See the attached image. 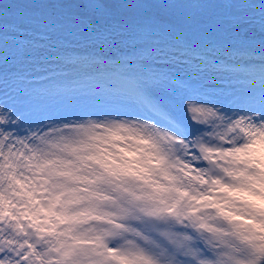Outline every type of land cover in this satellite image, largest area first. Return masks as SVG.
Here are the masks:
<instances>
[{
  "label": "snow or ice",
  "instance_id": "6c2138e0",
  "mask_svg": "<svg viewBox=\"0 0 264 264\" xmlns=\"http://www.w3.org/2000/svg\"><path fill=\"white\" fill-rule=\"evenodd\" d=\"M8 2L91 15L0 7V264H264V0L225 18L191 0ZM108 4L162 5L173 31L237 43L169 48ZM257 24L259 60L245 47ZM125 39L137 43L103 56ZM46 45L43 75L6 71ZM94 63L115 68L25 86Z\"/></svg>",
  "mask_w": 264,
  "mask_h": 264
},
{
  "label": "rangeland",
  "instance_id": "374dc122",
  "mask_svg": "<svg viewBox=\"0 0 264 264\" xmlns=\"http://www.w3.org/2000/svg\"><path fill=\"white\" fill-rule=\"evenodd\" d=\"M0 7H2L5 10V14L11 12L12 10H15L17 8H28V9H44L48 11L50 14H55L56 10L61 9V8H66L71 10V12L74 15H80V16H87L91 15L89 13L88 9L85 5V3H73V4H68V5H61V4H12L9 3L8 0H0ZM105 7L109 9H115L117 10L115 12L116 16H128L129 19H137L140 22L143 23H148L151 25H154V31H153V36L154 38L161 44L165 45L164 42H161V37L162 35V29H170L168 27V22L174 18V13L172 10L163 8L164 6L162 5H144V6H139V5H120V4H108ZM143 7L147 9L143 13H137L134 11L135 9ZM182 7L186 10L192 11V12H197L199 10H211L212 14L225 18L234 12L239 11L240 9L243 8V5L236 3L235 0H218V2L213 3V4H204L197 2V0H191V2L186 3L182 5ZM151 17V19H149ZM171 30V29H170ZM187 36V38L191 41H194L195 43H200V42H205L209 44L216 45L217 47L227 45L229 42L232 44H236L237 41L227 32L224 31H217L211 35L205 36L200 33H193V32H184ZM255 38V41L251 43L250 45H245L246 48L249 49V53L252 51H257L260 48V43H259V36H260V29H259V24H257V29L254 33L250 34ZM56 37H52V41ZM166 39V38H165ZM137 43L134 40H128L125 39L123 45H119L117 47H112L108 48L105 47L104 51L109 52V51H114L116 52L117 49H120L121 47L125 45H132ZM51 56V51L49 50L48 47H43L39 48L35 51H30L25 54V58L23 61L17 63L15 60L9 59V66L6 71L12 72L14 69L19 70L23 72L24 74L28 76H41L44 73H36L34 71V68L36 67L37 64H42L44 67L46 64L39 59L42 57H47ZM254 58L256 56L252 55ZM71 65H65L63 67L68 68ZM73 67V66H72ZM182 71L178 70V67L176 66V73L177 74H184V75H189L193 79L198 78V74L196 73L195 69H190L188 67H180ZM62 67L60 66L59 70H61ZM88 73H84V75H87ZM55 81H47L45 84H40V83H33L29 85H25L26 87H33V88H39V87H46L54 83ZM14 88L12 85V82L9 81V86H8V92L10 94L13 93Z\"/></svg>",
  "mask_w": 264,
  "mask_h": 264
},
{
  "label": "bare ground",
  "instance_id": "6f19581e",
  "mask_svg": "<svg viewBox=\"0 0 264 264\" xmlns=\"http://www.w3.org/2000/svg\"><path fill=\"white\" fill-rule=\"evenodd\" d=\"M88 16V15H87ZM164 35V34H163ZM161 42H164V44L166 45V46H168L169 48H171L172 47V45L170 44V42L167 40V39H165V35L164 36H162L161 37ZM130 45V44H129ZM129 45H125V46H123V47H127V46H129ZM46 47H48L47 45H46ZM252 55H254V56H256L255 57V59H257V60H259V50H257V51H252V52H247L246 53V58H248V57H253ZM48 57V56H47ZM43 58L44 57H42V58H40L39 60L40 61H42V62H44L43 61ZM46 65L44 66V68H50L51 67V65L50 64H48V63H45ZM94 65L95 64H90V65H86L87 66V68L88 69H93V67H94ZM105 66H107V65H105ZM177 67H178V70L179 71H182V70H180L181 68L180 67H182V69L185 67L184 65H176ZM66 70H58V72L56 73V77H65V76H69V75H71V74H74V76L73 77H77V76H84V73H82V71L81 70H79L80 68H77V67H68V68H65ZM83 70H84V67L82 68ZM190 69H193V68H190ZM79 70V71H78ZM178 70H176L175 69V71H178ZM184 70V69H183ZM77 71V72H76ZM61 73H66V75H64V74H61ZM105 76V74L104 73H101L97 78L98 79H100V78H103ZM10 94H12L11 92H10Z\"/></svg>",
  "mask_w": 264,
  "mask_h": 264
},
{
  "label": "water",
  "instance_id": "95a60500",
  "mask_svg": "<svg viewBox=\"0 0 264 264\" xmlns=\"http://www.w3.org/2000/svg\"><path fill=\"white\" fill-rule=\"evenodd\" d=\"M86 5V7H88L89 8V6L87 5V4H85Z\"/></svg>",
  "mask_w": 264,
  "mask_h": 264
},
{
  "label": "trees",
  "instance_id": "16d2710c",
  "mask_svg": "<svg viewBox=\"0 0 264 264\" xmlns=\"http://www.w3.org/2000/svg\"><path fill=\"white\" fill-rule=\"evenodd\" d=\"M107 6V5H106Z\"/></svg>",
  "mask_w": 264,
  "mask_h": 264
}]
</instances>
